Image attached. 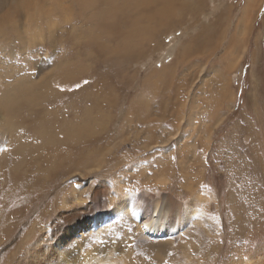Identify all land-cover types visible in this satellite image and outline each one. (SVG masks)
I'll use <instances>...</instances> for the list:
<instances>
[{"label": "rangeland", "instance_id": "1", "mask_svg": "<svg viewBox=\"0 0 264 264\" xmlns=\"http://www.w3.org/2000/svg\"><path fill=\"white\" fill-rule=\"evenodd\" d=\"M213 1L211 5L223 2L222 4L231 6L232 23L227 32L230 35L245 0ZM262 1V7L252 28L251 46L248 47L246 58L243 57L242 60L239 51L236 50L235 59L231 58L232 55H227L220 60L222 50L219 48L214 58L213 55L208 58H203L201 55L193 58L191 55L189 58L192 63L189 66L180 65L175 68L174 83L171 82L170 86L169 82L163 85L162 94L153 102V108L156 109H153V112H156V115H160L166 109L168 110L166 113L170 114L164 118L165 121L161 119V116L159 117L161 128L157 132L163 133L161 137H166L167 140L162 138L165 143L154 145L153 148L151 146V149L146 147L144 149L146 143L143 140L144 136L135 139L138 137L136 131H142L145 125L136 122L128 127V119L125 116L128 112L127 104L123 99L120 100V97L124 93L128 100L130 97L138 96L140 90L137 88L141 89L143 79L148 78L152 71H159L162 67L173 63L171 61L176 53L178 55V52L183 50L180 46L183 39L180 35L177 37L170 33V37L165 38L163 51L160 49L159 53L154 52L152 57L147 56L134 63L124 75H117L115 69L119 68L113 65V71L109 66L111 62H90L93 68L90 75L93 79L86 81L84 91L78 94L82 101L75 99L76 94L71 98L68 97L69 99L64 98L57 105L60 107L58 117L71 120L73 115V118L77 117L78 121L81 120L80 117L84 114L83 106H90V103L82 96H86L90 89L92 90L91 85L99 90L102 84L107 83L109 86L112 84L110 87L113 89L112 95L115 99L111 97L112 101H105L101 105V111L109 122V126L106 127L109 132H106V128L94 127L101 135L98 137V144L109 147L102 149L94 166L86 167L82 172L65 175L60 180L65 188L64 193L72 189L76 194L78 193V202L76 206H68V202L62 203L63 198L55 202L50 198L47 201V215H45L47 217L44 221L46 229L35 233V238L51 233L50 238L56 240L61 238L59 236L61 231L75 226L90 230L92 223L98 225L104 223L103 228L99 230L101 235L97 239L83 240L84 243L78 241V245H71L68 248V250H75L70 257L75 260L74 264H239L241 260L246 261L250 257L264 259V162L259 160L251 146L244 142L243 138L246 134L238 132L241 121L239 112H242L245 106L248 108L245 112L247 116L251 111L252 102L249 94L255 84L260 97L264 96V23L260 14L264 8V0ZM202 20L201 22L205 23L204 17ZM186 33L187 31L182 32L184 38ZM259 34L258 46H253L254 36ZM61 47L62 45L59 44L57 49L53 50L48 49L46 45L33 46L27 49L24 58L17 54L18 60L14 58L15 61L10 63L16 68H11L10 65H5L4 68L0 66V74L4 71L3 81L12 85L11 76L6 75H10L13 70L15 72L21 67L37 71V74H34L36 77L39 73L38 62L44 59L47 63L45 71H49L62 61V55L71 58L72 56L63 53ZM253 49L258 52L260 59L253 72L254 77L250 73L251 61L249 60ZM231 51L229 48L228 52ZM240 58L242 61L238 67L234 66ZM34 59L37 62H33ZM195 63L199 67H195ZM186 67L190 69L186 70ZM10 68L12 71L7 73ZM152 77L155 78V75ZM83 78L85 79L86 76ZM253 78L257 79L256 83ZM212 79L216 80L217 86ZM226 83H229L226 85L227 98L221 101L217 98L218 96L216 97L217 93L216 95L214 93L220 90L223 86L221 84ZM176 85L179 87L177 88ZM214 98L217 99L214 100ZM172 101L174 109H172ZM71 106L74 108L71 109ZM173 126L176 127L174 131ZM166 134L174 137L167 138ZM11 140L10 144L6 137L0 138V156L12 149L19 138L15 137ZM20 140L31 141L27 136L20 137ZM184 143H187L186 146ZM100 171L108 173L99 175ZM189 188H191L190 191ZM30 192H32L31 189ZM30 198L29 194H25L15 204L13 198L8 202L7 206L11 208V212L5 214L3 218L7 224L10 217L13 221L24 219L23 212L15 217L14 209H21L30 203ZM171 200L174 202L170 203ZM70 202L73 200L71 199ZM166 207H169L167 214ZM119 209L123 211L118 216H114V212ZM136 214L140 216V219L134 216ZM8 216L9 219H7ZM94 216H98L96 220ZM102 218L106 219L102 220ZM156 219H159V222L155 226ZM33 222L37 224V218H34ZM14 226L16 227L14 231L18 232L23 223L17 221ZM143 227H145L144 230ZM150 229L159 231L160 235L151 236ZM16 236L6 240L0 233V264H52L54 262L52 260L54 256L47 253L48 246H40L39 243L35 246L37 248L35 254L44 250L46 256L51 257L46 259L47 263L44 262L43 257L32 260L27 253L29 247L22 243V234L19 233ZM67 238L62 240L64 245L73 239V237ZM49 242L51 240L47 243ZM19 260L21 263L18 262Z\"/></svg>", "mask_w": 264, "mask_h": 264}, {"label": "bare ground", "instance_id": "2", "mask_svg": "<svg viewBox=\"0 0 264 264\" xmlns=\"http://www.w3.org/2000/svg\"><path fill=\"white\" fill-rule=\"evenodd\" d=\"M211 2L214 1L0 0V66L10 65L11 68H16L13 67V64H10L15 61L14 58L18 60L16 55L18 54L24 58L27 49L33 46L46 45L48 49L54 50L61 44L60 49L63 53L72 56L66 58L65 55H62V61H59L49 71H45L47 63L43 58V61L38 62L39 73L36 75L37 78L34 75L37 74V71L34 72L31 69L21 67L14 72L10 68L7 73L11 71L12 73L5 75L11 76L12 85L3 81L4 71H2L3 74H0V138L4 139L6 137L8 143L12 141L11 138H19L12 149L0 156V233L6 240L12 236L17 237L16 235L20 233L22 234V243L29 247L27 253L32 257V260L33 258L43 257L44 262L47 263L46 259L51 257L50 255L46 256L44 250L43 252L40 251L39 254H35L37 249L35 246L39 243L40 246H48L47 253L54 256L52 260L56 262L55 264H74L75 260L70 257L75 253V250H68V248L71 245H78V241L84 243L83 240L97 239L101 235L99 230L103 228V223L97 225L95 231L82 227L79 229L78 226L61 231L59 233L61 238L56 240L50 238L51 233L44 234L41 238L34 237L35 233L46 229L44 221L47 217L45 216L47 215V201L50 198L54 202L59 198H63L62 203L68 202V206H76L78 202V193L76 194L74 189L64 193L65 188L61 185L63 182H60V180L65 175H72L78 171L82 172L86 167L94 166L98 155L102 153V149L105 150L109 147L108 145L105 147L98 144V137L101 135L94 127L97 126L101 129V127L106 128L109 126L107 118L101 111V105L105 101H112L113 89L110 87L112 84L110 86L107 83L99 85L101 88L99 90L96 86L91 85L92 90L90 89L86 96H82L86 98L90 106H83L84 114H82L83 116L80 117L81 120L79 119V121L77 117L73 118V115L71 120L58 117L60 107L57 105L64 98L69 99L68 97L71 98L74 94H76L75 99L82 101L78 94L84 91L86 81L88 82L92 78L90 75L92 68L90 62H111L109 66L112 67V70L114 71L113 65H115L119 68L115 69L116 74L124 75L128 68L133 67L134 63L147 58V56L152 57V54L160 49L163 51L165 38L170 33L177 35V37L180 35L183 39L182 43L180 42L183 50H180L178 55L176 53L174 61H171L173 63L170 66L168 64V66L162 67L159 71H152L150 76L155 75V78L149 76L143 79L141 89L137 88L140 92L135 98L130 97L132 98L130 99L128 97V100L125 93L120 97V100L123 99L127 104L128 112L125 116L128 119V127L136 122L145 125L142 131H136L138 137L135 138L140 139L144 136L143 140L146 142L144 149L145 147L150 148L152 146L153 148L154 145L164 144L163 140L166 137H161L163 133H157L161 128L159 117L161 116V119L165 121L164 118L170 114H167L166 111L168 110L163 108L165 111L161 114L158 113L160 115H156V112H153V102L157 96L160 97L162 94L163 85L167 82H169V86L171 82L174 83L175 68L180 65L189 66L192 63L189 58L191 55L193 58L199 57V55L208 58L213 55L214 58V54L219 48H221L219 50H222V54L219 56L220 60H223L227 55H232L231 58L235 59L234 52L236 50L239 51L242 60L243 57L246 58L252 40L254 21L263 4L262 0H245L243 6L241 5L240 15L238 18L235 17L237 20L233 24L230 35H228L227 32H229L228 29L231 28L232 23L231 6L226 3L222 4L223 2L211 5ZM260 14L262 23H264V8ZM202 16L205 23L201 22ZM183 31H187L185 38L182 34ZM259 36L260 34L254 36L253 46H258ZM229 48H231V52H228ZM2 49H5V51H2ZM241 58L234 66L238 67L242 61ZM249 60L251 61H249L251 65L250 73L254 77L253 72L256 70L257 63L260 62L258 52L255 49L252 50ZM195 64V67H199L197 63ZM187 69H190V67H186ZM216 74L218 73L216 72ZM83 76H86V78L84 79ZM127 77L129 76L127 75ZM213 78L215 79V76ZM130 79L133 78L130 77ZM130 79L128 78L129 81ZM212 81L215 83L216 80L212 79ZM253 81L256 83L257 79L253 78ZM227 84L229 83L221 84L223 86L219 87L220 90L213 92L215 95L217 93L216 97L218 96L217 98H220L221 101L227 98ZM176 87L178 88L179 85H176ZM256 87L255 84L254 89L250 91L251 93L249 92L252 107L250 106L251 111H249L248 116L245 113L248 110L246 106L242 112H239V115L241 113V121L238 125V132L246 134L243 138L244 142L248 146L250 145L252 151L256 153L255 156L264 162V96L260 97ZM216 99L214 98V100ZM161 101H163L162 96ZM221 101H218V103H221ZM166 102L169 101L166 100ZM181 106L184 108L183 105ZM173 107L174 105L172 109H174ZM72 108L74 107L71 106ZM175 128H173V131ZM32 129L35 131H31ZM105 130L107 132L108 128ZM170 135H167V138ZM23 136H27L31 141L22 142L20 137ZM181 146L183 147V144ZM182 147L179 148L184 150L185 148ZM179 153L181 152L179 151ZM98 173L99 175H107L108 172L100 171ZM30 189L32 192H30ZM188 190L190 191L191 188ZM61 193L62 196L60 197ZM25 194L31 196L30 203L21 209H14L15 217L19 216L21 212L24 214L23 220H17L22 222L23 226L18 229V232H15L14 223L17 221H13L11 217L9 219L8 216L9 221L7 224L3 218H5V214L11 212V208L7 206L8 202L13 198L15 204ZM71 199L73 202H70ZM54 202H51L52 205ZM172 202L174 201L171 200L170 203ZM122 211V209L116 210L114 216H118ZM168 211L169 207H166L165 213L167 214ZM170 212H172L171 209ZM129 213L131 214V211ZM97 217L94 216V219L96 220ZM34 218H37V224L33 222ZM158 222L159 219H156L155 226ZM149 231L151 236L160 235L159 231L155 229ZM30 236L31 239L29 240ZM66 237H73V239L64 245L62 240ZM50 240L51 242L47 243ZM26 250L24 251L26 252ZM262 260L264 259L250 257L246 261L241 260L239 264H264V262H259ZM243 261L244 263H242Z\"/></svg>", "mask_w": 264, "mask_h": 264}]
</instances>
